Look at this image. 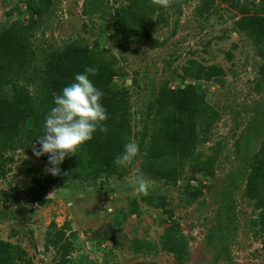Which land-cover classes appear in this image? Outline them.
<instances>
[{"label":"rangeland","instance_id":"1","mask_svg":"<svg viewBox=\"0 0 264 264\" xmlns=\"http://www.w3.org/2000/svg\"><path fill=\"white\" fill-rule=\"evenodd\" d=\"M131 1L0 0V32H24L28 62L16 70L21 82L34 80L32 92L44 66L65 51L87 48L108 64L115 58L111 88L128 90L131 140L139 145L118 175H100L89 185L49 179L44 155L35 156L32 147L5 149L0 248L6 264H264V186L251 195L245 188L246 162L264 146V40L255 43L235 24L244 8L264 15V0H171L167 7L146 0L142 21L138 10L133 14L144 36L126 39L104 12ZM211 65L222 70L213 80L185 72ZM180 83L188 91L178 101L201 94L215 118L194 164L157 163L148 148L165 113L160 103ZM4 89L11 97L10 86ZM187 114L169 110L175 126ZM28 165L41 170L40 183L25 175ZM135 171L149 181L147 195L124 183Z\"/></svg>","mask_w":264,"mask_h":264},{"label":"trees","instance_id":"2","mask_svg":"<svg viewBox=\"0 0 264 264\" xmlns=\"http://www.w3.org/2000/svg\"><path fill=\"white\" fill-rule=\"evenodd\" d=\"M144 5L150 6L146 0H132L114 13L104 12L100 7L97 10L107 14L108 20L124 38L135 39L143 37L144 32L138 28L141 23L135 26L136 17L133 14L138 10L137 19L142 21L147 12L142 9ZM259 9L264 13V1ZM249 10H242L241 16L235 22L236 27L246 32L255 43L261 44L264 40V15L250 14ZM27 58V45L22 29L10 28L0 32V159L2 152L14 143L28 148L32 143H36L35 140L43 135V123L47 113L55 106L54 97L61 94L65 86L74 82L76 74L83 73L87 67H94L98 69V73L90 75L89 78L104 93L100 102L107 110L108 119L103 123L108 131L94 132L92 139L82 144L76 154L65 157L59 165L61 174H50L49 179L54 178L59 185L69 180L77 181L80 185H89L91 182L87 181L94 182L100 175L105 178L118 175L123 167H117L114 159L131 140V127L128 90L111 88L112 79L116 76V70L111 65L115 58L112 56L113 61L108 64L102 56L87 48L65 51L59 54L55 61L44 66L43 75L35 84V92L29 89V85L35 83L34 80L21 82L16 70L20 67L18 65L28 62ZM185 72L192 78L213 80L222 70L211 65L203 72L190 67L186 68ZM6 85L10 86L11 97L4 89ZM187 91L188 88L180 83L175 89L168 90L164 101L160 103L165 113L160 117L159 126L154 129L148 148L150 157L157 163L159 159H171L178 165L194 164L195 150L202 139L200 137L207 133L215 118V113L205 103L201 94H190L186 103L178 101L177 97L182 93L187 97ZM176 100L180 102L178 105ZM171 107L177 108L178 111L186 109L188 120L175 126L174 117L169 115ZM27 122H30L28 127ZM44 158L48 163V154H44ZM246 163L249 172L246 175L245 188L251 195L255 187L264 186V146L254 161ZM48 165L52 167L49 163ZM40 174L41 170L34 165L25 168V175L33 183H40ZM261 228L264 233L263 220ZM0 264H6L1 248Z\"/></svg>","mask_w":264,"mask_h":264},{"label":"clouds","instance_id":"3","mask_svg":"<svg viewBox=\"0 0 264 264\" xmlns=\"http://www.w3.org/2000/svg\"><path fill=\"white\" fill-rule=\"evenodd\" d=\"M152 2L167 7L171 0ZM97 73V68H85L83 73L75 75L74 82L69 83L61 94L54 97L55 106L45 117L43 135L31 145L35 156L48 154V163L52 167L46 171L53 176L61 174L59 165L65 157L76 154L82 144L92 139L94 132L108 131L103 123L108 119L107 110L100 102L104 93L89 78ZM138 154L139 145L130 140L124 145L123 152L115 157L114 164L117 167H127ZM124 183L138 193H148L149 181L143 173H130L124 177Z\"/></svg>","mask_w":264,"mask_h":264}]
</instances>
